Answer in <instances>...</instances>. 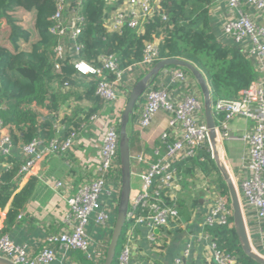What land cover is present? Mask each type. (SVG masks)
<instances>
[{
  "label": "built area",
  "instance_id": "built-area-1",
  "mask_svg": "<svg viewBox=\"0 0 264 264\" xmlns=\"http://www.w3.org/2000/svg\"><path fill=\"white\" fill-rule=\"evenodd\" d=\"M108 6L104 19L106 33H122L125 27L144 32L146 24L162 15L163 0H103ZM84 0H55V11L51 16V32L56 38L52 47L55 67L61 71L64 63L75 69L73 78L93 80L96 94L106 103H116L121 97L127 100L137 82L149 74L159 60L160 38L155 37L146 43L145 54L140 61L127 67H120L115 54H99L97 62L84 58L80 41L83 31ZM18 12V11H17ZM209 13L216 27L219 39L227 45H234L246 55L254 66L257 77L250 85L239 91L237 98H220L213 103V111L222 114L217 124V139L231 137L230 122L236 117L252 120L242 139L247 145L243 156L242 176L232 180L238 189L247 230L252 247L264 256V0H212ZM72 85L70 78L62 82V88ZM7 103L0 99V109ZM30 108L42 118L48 113L36 104ZM160 111L168 114V126L160 136L172 139L163 156L154 160L148 153L141 151L133 157L142 164L140 176L142 191L137 198L131 199L125 239L116 264H131L134 249V235L130 229L134 223L150 225L152 228L168 226L171 222L181 223L182 218L176 207L164 203L162 192L169 190L176 199L175 191L179 174L175 167L177 161L196 156L199 150L212 147L206 124L204 101L199 81L189 71L179 66H166L147 84L139 98L134 113L137 112L140 126L149 127ZM112 117L101 114L91 116L92 121L105 123L100 149V164L97 175L84 182L75 192L66 196L69 206L64 215V226L60 231L48 234L38 247L16 243L8 233L0 235V257L15 264H52L58 248L67 251L79 250L95 264H104L112 231L105 225L112 215L117 216L116 209H108L103 203L105 194H121V160H120V121L121 110L115 108ZM108 118V119H107ZM80 136L74 131L66 139H54L45 143L41 139L29 142H15L10 127L0 117V171H5L20 162L16 174L23 179L29 178L35 165L49 154H66ZM159 154V149L156 148ZM205 189L211 198L210 211L203 221V227L215 222L234 226L230 217L233 208L216 190V184L207 179ZM56 190L65 184L58 180L52 185ZM154 198L156 202L149 203ZM117 200V201H118ZM140 205L147 206L146 213L136 215ZM118 207V206H117ZM115 208V207H114ZM21 212L18 217L22 218ZM95 230L90 232V226ZM102 230L99 232V230ZM113 230V229H112ZM205 230V228H204ZM206 231V230H205ZM153 241L157 240L153 237ZM177 256L174 264H188L185 256ZM214 261L216 264H234L235 258L225 254L212 241L204 254V263Z\"/></svg>",
  "mask_w": 264,
  "mask_h": 264
},
{
  "label": "trees",
  "instance_id": "trees-1",
  "mask_svg": "<svg viewBox=\"0 0 264 264\" xmlns=\"http://www.w3.org/2000/svg\"><path fill=\"white\" fill-rule=\"evenodd\" d=\"M211 2L212 0H163L166 19H163L162 15H156L146 24L144 32L127 26L122 33L108 34L104 29V19L109 9L106 3L103 0H84L85 20L80 35L83 56L87 60L97 62L99 54H115L120 67H127L140 61L145 54L146 43L158 37L159 60L179 57L194 63L208 82L213 103L220 98H237L239 91L248 87L258 74L240 48L227 45L219 39L209 13ZM19 10L33 12L35 15L34 27L37 37L28 49L21 47V41L31 40L32 32L21 24L16 15ZM54 11L55 0H0V25H4L7 34V43L0 44V99L7 103L5 109H0V117L10 127L17 143L29 142L34 138L45 143L54 139H66L72 132L78 131L84 120L99 114L97 110L104 104L95 92L96 85L93 80L79 82L76 77L73 78L75 69L68 63H64L61 71L56 69L52 55L56 38L51 32V16ZM184 69L192 75L190 70ZM67 78H70L72 85L63 89L62 81ZM83 100L91 101L92 106L87 110L83 109ZM67 101L69 107L59 118L60 107ZM31 104H36L46 111L47 117L42 118L32 110ZM74 104L78 106L75 107ZM80 113L82 115H79ZM213 114L218 124L223 115L215 111ZM55 120L60 127L54 123ZM128 132L131 136L129 129ZM172 143V139L164 140L160 137L156 142L160 153L155 154L154 149L150 152L160 158ZM138 151H141V148ZM131 152L134 154L132 145ZM174 165L184 184L195 173V168H199L216 184V190L231 206L228 186L208 146L199 150L196 156L177 161ZM20 166L21 163L17 161L12 168L0 171V218L1 213L7 209L5 227L1 234L16 223L17 216L31 200L36 185L33 176H29L21 185V177L16 175ZM170 194L169 190H164V203L160 204L176 207L184 219L189 218L201 203L198 197L188 194H182L176 199ZM148 202L156 200L150 198ZM146 210L147 206L140 205L134 211L139 215L146 213ZM230 221H233V216ZM204 228L219 249L235 258L234 264H260L244 253L233 225L215 222ZM125 235L126 227L118 246L121 247ZM81 261L90 264L86 259ZM113 264H116V257ZM209 264L216 263L210 261Z\"/></svg>",
  "mask_w": 264,
  "mask_h": 264
},
{
  "label": "crops",
  "instance_id": "crops-1",
  "mask_svg": "<svg viewBox=\"0 0 264 264\" xmlns=\"http://www.w3.org/2000/svg\"><path fill=\"white\" fill-rule=\"evenodd\" d=\"M29 14L30 12L25 11L20 22L24 28L30 31ZM36 37L35 34L29 41L22 40L21 47L28 49ZM78 81L86 82L84 79H78ZM126 102V97H121L116 103L107 104L103 101L102 108L97 112L103 116L112 117V111L118 108L122 114ZM74 105L75 107L78 106L77 104ZM81 106L87 110L92 106V102L83 100ZM68 107V101L61 105L59 118L63 116ZM54 123L58 127L61 126L57 124L56 120ZM252 124V120L248 118L236 117L230 122L231 137L221 139L223 159L225 157L227 167L238 178L242 176V171H244L242 168L243 156L247 149L242 135ZM167 126L168 114L164 111H160L152 124L144 129L140 126L137 112L131 118L128 127L131 132V145L134 150V154H132L131 199L137 198L142 191L140 176L142 164H139L133 156L136 153L145 151L152 159H158L150 151L154 149V153L157 154L155 150L157 148L156 142ZM106 128L107 125L105 123L101 124L100 121H92L90 118L84 120L78 129L80 136L74 142L71 150L63 155L51 154L35 165V173L32 176L36 179V185L32 198L22 209V218L17 216L16 223L5 232L16 243L36 248L48 234L58 232L64 226V215L69 210L66 196L75 192L84 182L97 175L98 165L100 164L101 142ZM140 148L141 151H138ZM195 169V173L185 181V184L183 178L181 180L179 175L175 196L178 198L182 194H188L200 199V192L203 191L204 202L197 206V209L191 213L189 218H182L181 223L171 222L158 231L150 225L142 223L131 225L130 229L134 235V256L131 264H174L175 258L183 256L186 249L189 251L185 256L188 264L204 263V254L207 253L212 242L210 234L203 227V221L211 208V198L206 192L207 189H205L204 184L209 179L208 175H205L199 168ZM58 180L62 181L65 186L56 190L52 185ZM25 182L26 179L22 181L21 185ZM102 200L106 208L110 209L112 207L111 209L118 210L119 200L116 195L105 194L102 196ZM6 212L7 209L1 213L0 235H2L1 231L5 227ZM115 220L116 217L112 215L107 225H105L107 232L112 231ZM94 230L95 228L91 225L90 232L93 233ZM100 231L102 230L100 229ZM153 237L157 240V244L153 241ZM81 259H86L90 264H95L83 252L79 250L69 252L64 248H58L56 259L52 264H84Z\"/></svg>",
  "mask_w": 264,
  "mask_h": 264
},
{
  "label": "water",
  "instance_id": "water-1",
  "mask_svg": "<svg viewBox=\"0 0 264 264\" xmlns=\"http://www.w3.org/2000/svg\"><path fill=\"white\" fill-rule=\"evenodd\" d=\"M169 65H175L179 67L187 68L199 81L202 97L204 101V112L206 124L209 130V140L212 147V156L215 160L217 168L225 183L229 189V196L231 200V206L233 208V224L236 229L240 243L242 245L244 253L250 258L254 259L260 264H264V256L259 254L252 247L250 235L247 230L246 221L244 218L241 201L238 193V189L234 184L230 170L225 162H222L218 155L217 150V124L215 122L213 114V98L211 94L208 82L202 73V71L191 61L179 58L169 57L158 61L153 70L145 77L140 79L133 87L130 96L125 104V108L121 117L120 125V160H121V194L119 199L118 211L115 220V224L112 230V237L107 249L106 259L104 264H113L115 261L118 245L122 237L125 227L128 223V212L131 202L132 192V152H131V138L128 132V126L131 121L134 109L139 98L142 96L149 81L164 67ZM200 202H204V192H200ZM156 229V231H158ZM0 264H15L14 262L0 257Z\"/></svg>",
  "mask_w": 264,
  "mask_h": 264
},
{
  "label": "rangeland",
  "instance_id": "rangeland-1",
  "mask_svg": "<svg viewBox=\"0 0 264 264\" xmlns=\"http://www.w3.org/2000/svg\"><path fill=\"white\" fill-rule=\"evenodd\" d=\"M23 13H25L24 10H19L18 13H16V15L22 19V15ZM28 21H29V24H31V26L29 27L30 28V31L32 32V36L36 34V31H35V28H34V21H35V15L33 12H30V14L28 15ZM28 28V27H27ZM6 28L4 27V25H0V44H3V43H7V34H6ZM32 43V42H31ZM28 45V43H27ZM193 77H195L193 74H192ZM224 156V155H223ZM224 161H225V157H224ZM120 246H118V249H117V257L120 253Z\"/></svg>",
  "mask_w": 264,
  "mask_h": 264
},
{
  "label": "bare ground",
  "instance_id": "bare-ground-1",
  "mask_svg": "<svg viewBox=\"0 0 264 264\" xmlns=\"http://www.w3.org/2000/svg\"><path fill=\"white\" fill-rule=\"evenodd\" d=\"M219 139H217V150H218V155H219V158L221 159L222 162H225L224 159H223V156H222V150H221V144L219 143ZM233 178V177H232ZM234 181V179H233ZM235 184V183H234Z\"/></svg>",
  "mask_w": 264,
  "mask_h": 264
}]
</instances>
